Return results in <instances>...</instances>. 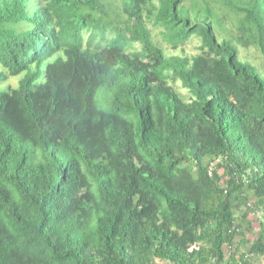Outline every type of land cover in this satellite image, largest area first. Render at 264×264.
I'll return each instance as SVG.
<instances>
[{"label": "trees", "instance_id": "1", "mask_svg": "<svg viewBox=\"0 0 264 264\" xmlns=\"http://www.w3.org/2000/svg\"><path fill=\"white\" fill-rule=\"evenodd\" d=\"M238 45L264 62V0H0V264L263 258L264 79Z\"/></svg>", "mask_w": 264, "mask_h": 264}, {"label": "rangeland", "instance_id": "2", "mask_svg": "<svg viewBox=\"0 0 264 264\" xmlns=\"http://www.w3.org/2000/svg\"><path fill=\"white\" fill-rule=\"evenodd\" d=\"M211 2L209 3H205L203 6H200V8L202 9V14L206 15V12L208 11V9H211L213 11V9L210 6ZM214 8L216 9V12L222 16L223 19V23H224V27H227V29L231 28V24L232 21H234L235 16L234 14L230 13L229 10H223L220 4L214 3L213 4ZM152 26V24H150ZM154 33V37L156 38V40L166 49L165 52H167L169 55H187V56H192L194 54L197 53V47L199 46V40H197L196 38L191 40L190 42H188L187 44H185L184 46H182L181 48L177 49V50H173V48L171 47V45H169L164 39H163V35L161 33V30L159 28H154L153 30ZM217 35L218 38L220 40L223 39L224 35H228L227 32L224 30L223 32L221 31H217ZM239 50H240V55L241 58L244 61H248L250 62L252 65H254L257 69V72L259 73V75L264 79V62L261 56V53L259 52V50L253 46V47H248L245 48L241 45H238ZM18 80L17 78L15 79H11L10 80V84L15 86L17 84ZM180 83V81H179ZM180 90H183L181 87H178ZM101 93L102 91H100L98 98L101 97ZM250 220H254V228L253 230L249 233V237L250 239H256L258 234H259V220L257 219L258 215L256 214H251L250 216ZM255 264H264V257L263 258H259L258 260H255Z\"/></svg>", "mask_w": 264, "mask_h": 264}, {"label": "built area", "instance_id": "3", "mask_svg": "<svg viewBox=\"0 0 264 264\" xmlns=\"http://www.w3.org/2000/svg\"><path fill=\"white\" fill-rule=\"evenodd\" d=\"M210 174H212V172L210 171Z\"/></svg>", "mask_w": 264, "mask_h": 264}]
</instances>
